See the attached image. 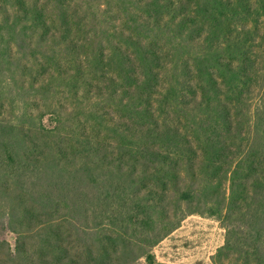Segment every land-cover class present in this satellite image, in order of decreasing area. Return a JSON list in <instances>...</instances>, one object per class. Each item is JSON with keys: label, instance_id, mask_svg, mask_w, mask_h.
I'll list each match as a JSON object with an SVG mask.
<instances>
[{"label": "trees", "instance_id": "obj_1", "mask_svg": "<svg viewBox=\"0 0 264 264\" xmlns=\"http://www.w3.org/2000/svg\"><path fill=\"white\" fill-rule=\"evenodd\" d=\"M193 214L264 264V0H0V264H160Z\"/></svg>", "mask_w": 264, "mask_h": 264}, {"label": "rangeland", "instance_id": "obj_2", "mask_svg": "<svg viewBox=\"0 0 264 264\" xmlns=\"http://www.w3.org/2000/svg\"><path fill=\"white\" fill-rule=\"evenodd\" d=\"M20 102L16 101L15 115L21 111ZM4 238L13 245L15 234L6 232ZM224 238L225 231L217 218L193 214L185 217L176 229L159 241L151 249V254L160 264H233L235 255L228 260L217 255Z\"/></svg>", "mask_w": 264, "mask_h": 264}]
</instances>
